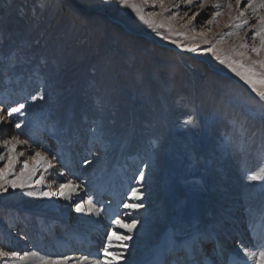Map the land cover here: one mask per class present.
I'll use <instances>...</instances> for the list:
<instances>
[{
	"label": "rangeland",
	"instance_id": "rangeland-1",
	"mask_svg": "<svg viewBox=\"0 0 264 264\" xmlns=\"http://www.w3.org/2000/svg\"><path fill=\"white\" fill-rule=\"evenodd\" d=\"M248 2L236 5L235 0H220L221 7L215 9L216 0H207V3L205 0H193L191 10H188V0H127L126 3L124 0H0V104L5 109L0 114L4 117L0 122V140L10 137L11 129L16 137L32 145L30 156L39 150L49 158L55 156L53 163L57 166L40 184L35 183L40 179L35 176L30 187L12 189L5 182L7 191L0 189V249L20 254L0 257V264H36L37 261L43 264L42 260L69 256L70 251L67 255L64 247L66 254H51L50 251L56 249L51 235H47L39 247L33 248V233L38 230L47 233L50 226L56 228L58 223H47L43 218L36 222L27 211L21 212L32 204L31 191L55 192L52 188L54 181L48 180L51 174L55 177L62 171L69 178L67 163L62 156L67 148H71L74 166L76 170L78 168L76 176L70 180L88 189L80 199L98 197V193L91 190L92 180L98 181L108 160H114L125 144H129L126 163L123 169L118 167V170L127 172H121L123 178L127 175L125 182L139 187L136 173L144 163H148L150 168L145 170L141 189L162 183L173 124L184 116L176 109L178 96L185 92L192 100L196 87L204 141L210 147L207 153L210 162L228 159L235 164L236 171L243 174H239L243 185L253 188L254 196L257 195L255 200L264 198V181H249L247 176L256 172L248 174L239 161L249 148L256 147L255 138L259 132L264 138V102L228 66L232 64L241 71L253 68L252 60H264V51L260 56L251 51L253 45L259 47L260 37L253 40L252 36L260 23V16L255 15L253 7H247ZM256 3H259L258 9L264 16V7L260 6L264 0H256ZM97 5L101 8L89 10ZM132 5H136L140 12ZM217 10L222 15L215 16ZM185 11L188 15H184ZM197 11L199 15L192 24H188ZM240 11H244V17H249V24L239 27L231 36L226 35L220 27L221 19L226 13L236 12L238 15ZM177 12L179 15L173 19ZM141 14L153 21L154 26L141 21ZM207 20L213 22L208 24ZM252 25L256 26L253 30ZM206 39L211 43L205 44ZM173 41H176L175 48L166 44ZM241 43H247L249 47L243 49ZM212 45H215V54L206 51ZM189 47H195L196 51H188ZM241 51L246 56H240ZM181 56L193 70L185 66ZM253 71L258 74L264 69L257 64ZM240 81L246 83L251 91ZM41 87L49 97L46 102L38 101V107L27 108L26 116L6 115L8 108L26 102ZM16 119L23 121L19 129L14 126ZM51 119H59L62 125L70 122L74 142L67 140V145L61 143L67 138L51 133ZM93 121H102L107 137L105 141L92 139L89 127ZM42 136L45 141H54L55 148L46 145ZM151 141L158 145L156 154L152 151ZM3 151L4 147L0 148V153ZM12 155L15 156L14 152ZM256 157L261 155L256 153ZM24 160L28 158L20 156L7 180L20 175ZM7 164V159L0 161V168ZM155 165L159 166L157 174ZM258 168L255 171L259 173ZM55 182L59 187L64 180L59 178ZM37 185L40 189L32 187ZM142 192L147 200L151 198L149 189ZM77 201L75 199L71 205L60 202L57 208L71 214ZM102 206V203L97 205ZM250 206L244 203L243 208ZM101 220L102 217L96 216L97 222ZM70 225L64 222L62 230L71 233ZM106 225L104 222L100 227L106 230ZM109 228L110 232L112 227ZM96 232L91 234L94 236ZM19 234L26 240L18 238ZM107 234L99 236L106 239ZM25 253L29 255L25 256ZM77 253L80 258L81 251ZM77 253L75 251L71 256ZM27 257L31 259L25 262Z\"/></svg>",
	"mask_w": 264,
	"mask_h": 264
},
{
	"label": "bare ground",
	"instance_id": "bare-ground-1",
	"mask_svg": "<svg viewBox=\"0 0 264 264\" xmlns=\"http://www.w3.org/2000/svg\"><path fill=\"white\" fill-rule=\"evenodd\" d=\"M246 1L249 0H242V3ZM251 3L255 15H259L260 18L264 17L260 9H258L259 3L257 4L256 0H251ZM100 6L101 5L93 6L89 8V10H97V8H101ZM236 16V12L232 14L226 13L221 19L220 27L223 28L226 35L228 33H235L233 31H237L239 27L243 26L241 21L234 20ZM245 18L250 20L249 17H244L242 19ZM225 25L228 26L226 27ZM237 25L240 26L237 27ZM260 27L261 24L259 23L254 30ZM260 43L261 40L259 38L258 46H260ZM166 44H172V48H175L174 45L176 46V44L172 42ZM180 51L183 50L180 49ZM181 58L183 60L185 59L182 56ZM184 62L186 67L193 70L190 64L185 60ZM240 84H243L244 87L251 91L246 83L240 81ZM197 89L198 87H196V95L192 100L189 99L185 92L180 93L178 96L176 109L180 110L184 116L175 120L173 124L168 152L166 153V160L163 165L165 173L161 179L162 183L159 185L156 184V187L152 185L151 187H144V189H141V191L149 189L150 192H152L149 197L152 196L148 200L144 196L142 202L145 204V208L141 209L138 213H133V215L138 216L140 223L133 231L132 239L124 242L128 245V248L123 250L124 256L117 260L116 264L146 263L157 250L160 242L164 238L166 230L170 228H174L175 230L180 229L179 235L182 238L197 230L208 233L210 236L209 239H211L214 234L220 233L219 235L230 245V248L233 247L235 250H238L242 256L251 259L254 263L255 261L250 256L245 255V250L258 253L264 248V215H262V210H264V198L255 200L257 195L254 196L255 192L253 193V188L248 187V184L243 185L241 177L239 176V174L241 176H243V174L237 172L236 168L233 167L235 164L231 163L228 159L222 162L218 160L210 162L207 156L210 147L209 144L204 141V125L200 116V99ZM189 116L194 118V124L191 125V127L190 125L184 126L182 123ZM0 117L4 119L3 115H0ZM8 135L10 137H6L5 140H11L13 137H16L11 129ZM258 135L259 136L255 138L256 147L249 148V152L243 153L242 157L239 159L243 170L247 171L248 174L251 172H256V174H258V171L255 170L260 166L258 168L260 173L264 167V157L262 156L264 155V138L261 132H259ZM41 139L44 140L46 145L55 148L56 144L54 141L48 138H46L48 140L45 141L43 136ZM67 140L68 139H65L61 141V143L64 142L66 144ZM3 142L4 140H0V148L4 147ZM235 143L236 142H234V144ZM15 149L16 150L13 151L15 155L23 152L24 158H28L29 169L36 164V161L31 159L29 155V153L33 151L32 145L18 144ZM128 150L129 144L123 145L117 157L114 160H108L107 167L102 169L103 173L99 176L98 181L95 182L92 180L94 184L92 183L93 186L91 190L94 189L95 192L98 193V197L96 196L93 198L94 203L98 205L104 202L105 196L112 199L106 204H103V211L99 213H76L73 210L72 213L69 214L68 211L62 212L58 210V203L63 202L66 205H71L75 199L79 200L81 195H86L88 189L85 190L83 187H81L78 195L73 194L71 202L59 196L54 198L30 195V201H32L31 206L28 208L23 207L25 209H22L21 212H23V210L27 211L26 213L29 214L30 217H34L36 222L37 219L43 218L47 223L51 221L58 223L56 228L50 226L47 233L40 230L36 233L31 231L33 233V248L39 247L41 241L44 240L47 235H51L56 244V249H49L51 250V254L57 252L61 255L65 251L67 255L70 253L68 257L72 259L68 260L67 264H79L77 252L80 251L82 256L85 254L88 257V261L83 262V264H94L97 259H104L103 249L107 244V239H103L99 235H101V233L104 235L107 234L110 229L109 227H112V218L120 214V212L126 211L121 205L129 195V189L133 187L130 182H125L127 175L123 178L124 174H121V172H126L121 171V169H123L126 163V157L129 153ZM256 153L261 155V157H256ZM72 155L74 154L71 148H67L62 153V156H64L63 159L67 163L66 169H68L70 175L68 179L66 175L62 177L64 182H67V180H70L77 174L78 168L76 170L74 166L75 160ZM76 164L77 163H75V165ZM55 167L49 171L52 172ZM76 167H78V165ZM118 167L122 168L118 170ZM158 167L157 165L154 166L155 174H157ZM47 173L48 172H43V165H41L40 170L31 177V180H33L35 176L40 177L42 174L45 178H48L49 175ZM27 177L28 172L26 171L24 178L27 179ZM48 180H53L52 174L51 178ZM39 186L40 185L32 187L39 188ZM56 187H58L57 182H53L52 188L55 189V192L57 191ZM30 193L37 192L31 191ZM57 198L59 199L58 201H56ZM114 198L116 200H114ZM244 203L250 204L251 206L244 209ZM96 216L102 217V220L97 222ZM21 217L24 218V216ZM64 222H69L71 224V233H66L65 230H62ZM104 222L107 223L106 230L100 227ZM31 230H33V228ZM94 231L97 232L93 236L91 233H94ZM116 231L122 232L124 230L117 228ZM237 237H241L242 239L241 246H232V241H236ZM18 238L26 240V237L22 234H19ZM59 244L62 246L59 247ZM78 247H81L80 250ZM68 251L70 252L68 253ZM75 251L77 255L71 256ZM109 251L119 253L122 249L114 246L109 249ZM30 259L31 258L27 257L24 260L26 262ZM109 259H111V257H109ZM41 263H43V260Z\"/></svg>",
	"mask_w": 264,
	"mask_h": 264
},
{
	"label": "snow or ice",
	"instance_id": "snow-or-ice-1",
	"mask_svg": "<svg viewBox=\"0 0 264 264\" xmlns=\"http://www.w3.org/2000/svg\"><path fill=\"white\" fill-rule=\"evenodd\" d=\"M126 3L127 0H124ZM205 3H207V0H205ZM236 5H241L242 0H235ZM193 4V0H188L189 8L188 10H191V6ZM202 6V5H199ZM261 7H264V4L260 5ZM138 13L140 12V9L136 5H132ZM174 7H179V5H174ZM221 7L219 0H216V3L214 5L215 9H219ZM228 7L231 8V3L228 4ZM247 7H252L251 0L247 3ZM161 8H163V4H161ZM254 10V9H253ZM154 15L156 13H153ZM179 15L177 12L175 15H173V19L176 18V16ZM184 15H188V11L184 12ZM199 15V12H194L192 17L188 20V24H192L195 20L196 16ZM208 13H206V16ZM215 16H220L222 13L220 11L214 12ZM244 17V11H240L239 14L234 17V20L241 21L243 25H248L249 20L248 19H241ZM139 19L141 21H144L145 24H149V26H154V22L145 19V16L141 14L139 16ZM208 24H211L212 20L206 21ZM260 24L261 27L254 32V35L252 36V39L254 40L255 37H260L261 43L260 46L257 47L253 45L251 47V51L256 54V56H260L261 52L264 51V17L260 18ZM226 27L228 25H225ZM240 25H237L239 27ZM159 27H164V25H159ZM252 28H255V25L251 26ZM227 35L231 36L232 33H228ZM237 35H239L237 33ZM242 39V38H241ZM205 44H210L211 42L209 40L204 41ZM173 43H176V41H173ZM241 48L247 49L249 45L247 43H241ZM188 51H196L195 47H189L187 49ZM208 52H212L215 54V45H212L211 47H208L206 49ZM240 56L244 57L246 56V53L241 51L239 53ZM217 59H220L219 56L216 57ZM248 59L251 60V57L249 56ZM221 63H224L223 60H221ZM241 67L243 68V61L240 62ZM251 64L254 68L255 65L259 64L261 69H264V60H252ZM233 72H236L238 76H240L251 88L252 90L257 94L261 102H264V71H261L260 73H256L253 71V68L243 69L241 71H237L236 67H233L232 64L228 65ZM49 99L47 97L46 91L44 87L39 88V90L32 94L29 99L26 102H20L16 106H12L7 109L6 115L8 117H13L14 114L18 116H26L27 111L26 109L29 107L36 108L39 105L37 102H46V100ZM4 106L0 104V113L4 112ZM0 122H2V118H0ZM184 126H189L194 124V118L192 116H189L187 119H185L183 122ZM23 124L22 120L16 119L14 121L15 128L19 129L21 128ZM49 129L53 135H64L69 142H72L74 140L73 135V129L70 122L61 124L59 119H51L49 121ZM89 132L92 134V139L103 142L106 140V133L104 129V125L102 121H93L92 125L89 127ZM4 151L0 153V161H3L5 159L8 160V164L0 168V189L3 191H7V188L4 186L5 182H7L8 185L12 189L16 188H24L26 186H31V177L36 174L37 171L40 170L41 165H43V172H49L50 169L54 168L55 165L53 163L54 160H56L55 156H52L49 158V156L46 153H42L39 150H35L34 154L31 156V159L36 161V164L29 169V162L28 160H24L22 163V167L20 169V175L17 176L15 179L7 180V176L12 173L14 169V165L16 162L19 161L20 156H23L24 153L20 152L19 154L13 156L12 153L15 150L16 145L18 144H27V141L20 140L18 137H13L11 140H4ZM151 148L154 154L158 153V145L156 141H151ZM87 163H91V161H87ZM150 168V164L144 163L140 170L136 173V183L139 185V187H132L129 189V195L127 196L125 202L122 203L121 207L125 209L123 213L115 215L111 220L112 230L107 234V244L103 249V260L97 259L94 264H116V261L121 259L124 256V251L128 248V245L124 243L125 241H130L132 239V233L137 228V225L140 223V219L138 216L133 215V213H138L141 209L145 208V204L142 202L144 198V193L141 191V188L143 187V182L145 180V170ZM28 172V177L25 179V172ZM64 172L59 171L55 177H53V181L55 182L57 179L64 177ZM247 179L249 181H264V169L261 170L258 174H252L247 176ZM45 181V176L42 174L40 176V179L35 181L36 184H40L41 182ZM81 190V186L79 184L74 183L72 180H67V182L59 183V187L56 192H53L51 190H44L40 191L38 193H30V195H38L40 197H53V196H59L65 200H68L69 202L72 201L73 194L78 195L79 191ZM74 211L76 213H85V214H92L93 212L99 213L103 211L102 207H97V203L93 202V199L91 197H88L87 200L80 199L78 200L74 205ZM251 211V210H249ZM262 215H264V210H262ZM126 218V219H125ZM122 229L124 231L117 232L116 229ZM115 238V239H114ZM210 236L206 232H200L197 230L194 232L190 238V240L187 242V247L193 251H198L200 244L206 240L209 239ZM114 246L119 247L122 249L119 253L110 252L109 249L113 248ZM223 249L221 248L219 250L218 254H222ZM20 254L14 251H5L3 249H0V257L3 258H9V257H16ZM25 256L29 255L28 253L24 254ZM34 255V253H33ZM238 256L239 253H236ZM245 255L250 256L254 261L255 264H264V248H262L258 253L249 252L245 250ZM111 257V259H109ZM23 259L24 257H20ZM72 259L71 257L63 256V257H57L55 259H47L43 262V264H67V261ZM88 261L87 256H81L79 258V264H83V262ZM6 264V262H5ZM244 264H247V261H244Z\"/></svg>",
	"mask_w": 264,
	"mask_h": 264
}]
</instances>
